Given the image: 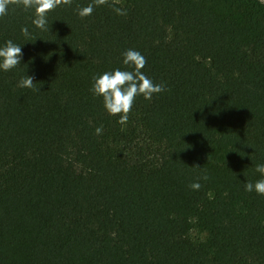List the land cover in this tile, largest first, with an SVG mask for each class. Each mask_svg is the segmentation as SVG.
Returning <instances> with one entry per match:
<instances>
[{
    "label": "trees",
    "instance_id": "obj_1",
    "mask_svg": "<svg viewBox=\"0 0 264 264\" xmlns=\"http://www.w3.org/2000/svg\"><path fill=\"white\" fill-rule=\"evenodd\" d=\"M91 3L0 17V264H264V0ZM129 49L165 91L121 125L91 89Z\"/></svg>",
    "mask_w": 264,
    "mask_h": 264
},
{
    "label": "clouds",
    "instance_id": "obj_2",
    "mask_svg": "<svg viewBox=\"0 0 264 264\" xmlns=\"http://www.w3.org/2000/svg\"><path fill=\"white\" fill-rule=\"evenodd\" d=\"M108 3V0H94V3L80 8L78 14L81 18L90 16L95 6H101ZM72 0H0V17L7 15L10 5L22 6L25 10L34 9L35 19L32 23L41 30L47 29V15L61 5L71 6ZM113 11L119 16H126L127 11L120 7H114ZM22 34L28 38L30 33L27 27L21 29ZM124 65L132 70L116 69L112 72H105L102 75L93 77V86L91 91L95 96L102 97L106 111L109 115L119 116L121 125L128 122L129 114L133 104L138 96H143L145 100H151L154 94L165 91V85L155 84L142 71L147 63L146 58L138 51L129 49L124 52ZM22 58V48L11 40L0 48V69L10 71L20 65ZM21 88L35 89L33 77L25 76L18 84ZM97 135L102 134L103 126L95 129ZM256 171L264 175V163L256 165ZM204 180L208 177L204 176ZM193 190H199L201 184L194 182L190 185ZM246 192L255 191L259 195H264V179H260L253 184L247 182L244 184Z\"/></svg>",
    "mask_w": 264,
    "mask_h": 264
},
{
    "label": "rangeland",
    "instance_id": "obj_3",
    "mask_svg": "<svg viewBox=\"0 0 264 264\" xmlns=\"http://www.w3.org/2000/svg\"><path fill=\"white\" fill-rule=\"evenodd\" d=\"M196 236H198V234H197V233H194V234H193V237H196Z\"/></svg>",
    "mask_w": 264,
    "mask_h": 264
}]
</instances>
